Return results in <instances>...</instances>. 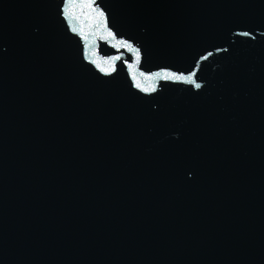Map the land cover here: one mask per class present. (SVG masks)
Returning <instances> with one entry per match:
<instances>
[{
  "label": "water",
  "instance_id": "obj_1",
  "mask_svg": "<svg viewBox=\"0 0 264 264\" xmlns=\"http://www.w3.org/2000/svg\"><path fill=\"white\" fill-rule=\"evenodd\" d=\"M0 264H264V0H0Z\"/></svg>",
  "mask_w": 264,
  "mask_h": 264
},
{
  "label": "snow or ice",
  "instance_id": "obj_2",
  "mask_svg": "<svg viewBox=\"0 0 264 264\" xmlns=\"http://www.w3.org/2000/svg\"><path fill=\"white\" fill-rule=\"evenodd\" d=\"M89 7H91V4L89 5ZM63 14L65 15V17H69V16L71 15V10H70V8L65 7ZM100 14L103 15V13H100ZM69 23H71L70 20H69ZM71 31H73V32H78V31H80V30L73 26V27L71 28ZM244 35H248V33H244ZM108 36H112V33L109 32V33H108ZM104 39H107V37H104ZM122 46H123V47H127V49H128L129 51H134V52L136 53V60H137V62H139V59H140V52H139L138 49H134V48L132 47L131 44H127V43L122 44V43H120V42H117L116 47H122ZM93 55H94V53H93ZM87 58H88V59H91V57H87ZM114 59H120V57L117 56V57H115ZM92 63H95L96 66H97L98 68H100L101 71L105 72V74H110L112 71L115 70V69L112 68V67H109V68H103V67H101V65H100L97 61H95V60H92ZM154 75L159 76L160 73H155ZM165 79H176V80H184V79H187L188 81H191V80H192V76L190 75V76H188L187 78H185V77L182 76V75H175V76H174V75H168V76H165ZM135 86H136L137 88H142V85L139 83V81L136 82ZM195 87H196V88H200L201 85H200L199 83H197V84H195ZM143 91H145V92H151V91H155V89L152 88V87H149V88H143Z\"/></svg>",
  "mask_w": 264,
  "mask_h": 264
}]
</instances>
